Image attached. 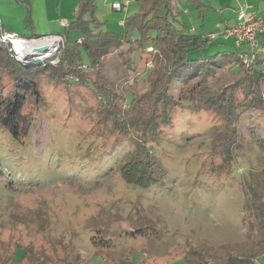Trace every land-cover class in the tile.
Returning <instances> with one entry per match:
<instances>
[{
  "label": "rangeland",
  "instance_id": "374dc122",
  "mask_svg": "<svg viewBox=\"0 0 264 264\" xmlns=\"http://www.w3.org/2000/svg\"><path fill=\"white\" fill-rule=\"evenodd\" d=\"M139 1L92 3L104 28L123 35L120 22L139 9ZM198 1L199 8L187 0H170V10L178 25L202 36L219 32V23L235 26L238 3L243 4ZM113 2L122 8L114 10ZM245 2L264 18V0ZM69 31L72 39L81 35L77 29ZM137 36L134 31L130 37ZM258 40L264 42V35ZM233 44V38H218L211 46L189 51L188 58L204 62L217 53L232 56L246 48L237 50ZM149 61L153 55L147 51L124 55L123 61L114 52L102 66L107 82L124 98L129 128L123 134L95 123L97 98L89 87L74 85L68 92L51 84L46 74L21 70L37 84L43 101L34 99V123L21 141L0 127V261L12 256L25 262L24 248L30 247L42 264H69L76 257L80 264H183L190 248L206 244L208 261L253 255L255 264H264V253L258 254L254 237L246 234L252 221L242 211L247 190L264 191V112L243 113L228 142V129L218 115L187 106L174 109L172 124L150 135L143 130L144 103H130L146 90L140 79ZM197 71L186 70L182 78ZM236 71L222 62L207 83L212 88L230 83ZM12 80L0 74V97ZM182 85L179 80L170 85L175 98ZM141 142L154 162L155 182L148 188L129 185L120 175Z\"/></svg>",
  "mask_w": 264,
  "mask_h": 264
},
{
  "label": "trees",
  "instance_id": "16d2710c",
  "mask_svg": "<svg viewBox=\"0 0 264 264\" xmlns=\"http://www.w3.org/2000/svg\"><path fill=\"white\" fill-rule=\"evenodd\" d=\"M187 1L200 7L198 0ZM94 8L92 0L79 1L74 19L58 34L62 37V43L55 54L46 59L18 62L9 56L7 48L0 43V74L13 79L6 96L0 97V127L13 140L21 141L33 126L34 99L36 102L43 101L37 84L31 78L22 76L23 69L46 74L51 84L62 86L68 92L74 85L89 87L97 98L95 123L111 133H126L129 124L123 114L124 98L110 86L102 71L107 56L114 52L122 61L124 55L141 51L153 55V61H149L152 67L146 65L140 79L145 83L146 90L130 102L131 105L138 101L144 103L146 115L143 130L150 135L155 136L160 128L172 124L174 109L187 106L195 111L207 110L218 115L228 129V142L235 136L237 122L243 113L264 112V57L257 55L252 62L244 63L236 52L232 56L217 53L204 62L189 59V51L211 46L218 39L208 40L207 36L195 33L183 23L178 25L171 15L170 0H140L139 9L122 21L123 35L106 30L104 23L95 17ZM72 29L79 30L81 35L72 39L71 31L68 32ZM134 31L137 38L130 37ZM261 44L264 45V42ZM123 46L126 49L119 52ZM149 47L153 51L149 52ZM222 62L229 67H237L235 77L230 83L212 88L207 79L215 77ZM189 69L198 71L182 78ZM195 78L197 80L192 82ZM176 80L183 84L177 98L170 91V85ZM149 154L142 142L129 154L128 160L120 168L125 183L148 188L155 182L154 162ZM247 193L242 211L251 219L252 225L246 228V234L247 237H254L260 248L258 254L264 253V191L257 187L250 188ZM205 250L206 244L190 248L183 257V264H255L257 258L253 255L227 256L208 261ZM24 256L25 262L15 261L10 256L0 264H42L40 256L30 247L24 248ZM69 264H80L79 258L72 259Z\"/></svg>",
  "mask_w": 264,
  "mask_h": 264
},
{
  "label": "built area",
  "instance_id": "2783aa9c",
  "mask_svg": "<svg viewBox=\"0 0 264 264\" xmlns=\"http://www.w3.org/2000/svg\"><path fill=\"white\" fill-rule=\"evenodd\" d=\"M128 4V0H125L124 5ZM114 10H120L122 5L119 3L112 4ZM61 26H67L64 21L60 22ZM216 28L219 32L209 33L207 35L208 40H216L221 38L223 40L233 38V46L239 51V58L244 62H252L255 57H264V45L259 42L258 37L264 35V18L257 15L251 7L246 3L240 4L236 14L235 26H224L223 24H217ZM0 43L7 48V52L10 57L14 58L18 62H22V57L28 49L33 47H39L43 45H51L48 57L55 54L58 46L62 43V37L60 35H45L38 38H24L17 34L10 33L8 31H0ZM149 52L153 51L152 48L147 49ZM41 58L38 60H43ZM29 62V61H28ZM56 61H53L55 63ZM25 63V62H22ZM147 67H152L151 62H147Z\"/></svg>",
  "mask_w": 264,
  "mask_h": 264
},
{
  "label": "crops",
  "instance_id": "0c3cea01",
  "mask_svg": "<svg viewBox=\"0 0 264 264\" xmlns=\"http://www.w3.org/2000/svg\"><path fill=\"white\" fill-rule=\"evenodd\" d=\"M79 1L0 0V28L10 33H19V31L28 33L32 31L33 33L40 34L39 36L58 35L64 31V27L61 26L60 22L64 21L68 24L75 17ZM245 1L243 0V3H246ZM114 3L116 2L112 4ZM240 4L238 3V6ZM247 5L253 10L254 4L248 3ZM25 9L27 12L24 18ZM13 14L16 16L14 17ZM23 19L26 20L23 21ZM27 19L29 24L27 23ZM13 21L17 23H13ZM121 24L122 22H120ZM53 31L57 32L54 33Z\"/></svg>",
  "mask_w": 264,
  "mask_h": 264
},
{
  "label": "water",
  "instance_id": "95a60500",
  "mask_svg": "<svg viewBox=\"0 0 264 264\" xmlns=\"http://www.w3.org/2000/svg\"><path fill=\"white\" fill-rule=\"evenodd\" d=\"M51 45H43L28 49L22 57V62L35 61L41 58H46L50 52Z\"/></svg>",
  "mask_w": 264,
  "mask_h": 264
},
{
  "label": "bare ground",
  "instance_id": "6f19581e",
  "mask_svg": "<svg viewBox=\"0 0 264 264\" xmlns=\"http://www.w3.org/2000/svg\"><path fill=\"white\" fill-rule=\"evenodd\" d=\"M27 52V51H26Z\"/></svg>",
  "mask_w": 264,
  "mask_h": 264
}]
</instances>
